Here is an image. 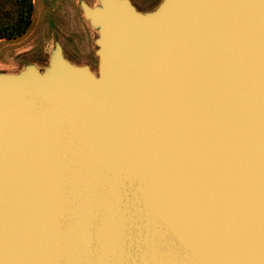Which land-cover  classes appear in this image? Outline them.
<instances>
[{
  "label": "water",
  "instance_id": "water-1",
  "mask_svg": "<svg viewBox=\"0 0 264 264\" xmlns=\"http://www.w3.org/2000/svg\"><path fill=\"white\" fill-rule=\"evenodd\" d=\"M0 72V264H264V0L80 1Z\"/></svg>",
  "mask_w": 264,
  "mask_h": 264
},
{
  "label": "rangeland",
  "instance_id": "rangeland-1",
  "mask_svg": "<svg viewBox=\"0 0 264 264\" xmlns=\"http://www.w3.org/2000/svg\"><path fill=\"white\" fill-rule=\"evenodd\" d=\"M80 1L98 5V0H0V72L16 73L28 64L42 69L55 42L70 62L96 72L97 33L85 21ZM130 1L140 12L152 11L161 2Z\"/></svg>",
  "mask_w": 264,
  "mask_h": 264
},
{
  "label": "crops",
  "instance_id": "crops-1",
  "mask_svg": "<svg viewBox=\"0 0 264 264\" xmlns=\"http://www.w3.org/2000/svg\"><path fill=\"white\" fill-rule=\"evenodd\" d=\"M81 62H83V63H89L91 61H88V60L83 59Z\"/></svg>",
  "mask_w": 264,
  "mask_h": 264
}]
</instances>
